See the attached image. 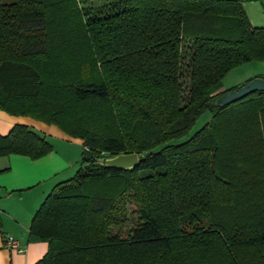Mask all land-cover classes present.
I'll return each mask as SVG.
<instances>
[{"label":"trees","instance_id":"1","mask_svg":"<svg viewBox=\"0 0 264 264\" xmlns=\"http://www.w3.org/2000/svg\"><path fill=\"white\" fill-rule=\"evenodd\" d=\"M96 1L0 0V109L84 142L32 220L36 264H264V92L216 105L264 63V27L239 0ZM52 151L26 125L0 135V158Z\"/></svg>","mask_w":264,"mask_h":264},{"label":"crops","instance_id":"2","mask_svg":"<svg viewBox=\"0 0 264 264\" xmlns=\"http://www.w3.org/2000/svg\"><path fill=\"white\" fill-rule=\"evenodd\" d=\"M239 1L248 12V5L260 0ZM250 79L247 78L248 81ZM231 88L223 86L221 92ZM18 124L29 126L48 137L53 133L60 137V141L52 146L50 154L38 160L19 155L0 158V264H36L47 254L48 243L29 242L30 226L47 196L56 185L66 181L69 169H73V160L68 158L70 146L81 151L80 141L73 143L55 126L27 117L11 116L0 109V135H8ZM8 237L18 242V250L7 248L5 239Z\"/></svg>","mask_w":264,"mask_h":264},{"label":"rangeland","instance_id":"3","mask_svg":"<svg viewBox=\"0 0 264 264\" xmlns=\"http://www.w3.org/2000/svg\"><path fill=\"white\" fill-rule=\"evenodd\" d=\"M103 1L104 0H99V1H96V3L100 4ZM254 3H255L254 5H250V4L248 5L247 14L250 18L251 23L254 26L264 27V0H260L258 2H254ZM263 75H264V63H248V64L240 66V67L234 69L232 72H230L226 76V78L224 79L223 86H225L226 88H231V87L235 88L237 86L241 87L248 82L247 78H251L250 80L255 79V78H264V77H262ZM211 118H212L211 112L208 111V112L204 113L200 117V119L198 120V122L196 123L194 128L190 131L189 135H187L186 137H184L180 140H175L171 144H180L182 142L187 141L188 139L193 137L199 130H201L207 123H209ZM37 122H39V121H37ZM41 123H43V122H41ZM46 125H48V124H46ZM48 126H52V125H48ZM59 130L62 131L61 129H59ZM62 132L66 136L71 138L73 143L80 141V144H81V151H80V148H78V147L76 148L74 146H70V150H69L70 157H68V158L73 160V169H69V171H68L69 173H67L69 175H67L64 179L67 181V180H69L75 176V174L77 173V171L80 167V163H81V159H82V153L84 150V142H83V140H81L79 138L70 137L64 131H62ZM46 137H47V139H49L48 141L52 146L56 145L60 141L59 140L60 137L55 136L53 133H52L51 137H48V136H46Z\"/></svg>","mask_w":264,"mask_h":264},{"label":"water","instance_id":"4","mask_svg":"<svg viewBox=\"0 0 264 264\" xmlns=\"http://www.w3.org/2000/svg\"><path fill=\"white\" fill-rule=\"evenodd\" d=\"M255 92H264V78H255L236 90L224 94L216 102L217 106L226 107L240 101ZM101 165L119 170H131L139 166L140 158L137 153L121 154L112 158L101 159Z\"/></svg>","mask_w":264,"mask_h":264},{"label":"built area","instance_id":"5","mask_svg":"<svg viewBox=\"0 0 264 264\" xmlns=\"http://www.w3.org/2000/svg\"><path fill=\"white\" fill-rule=\"evenodd\" d=\"M5 245L9 249H17V250L19 249L18 242L15 239L10 238V237L5 239Z\"/></svg>","mask_w":264,"mask_h":264}]
</instances>
